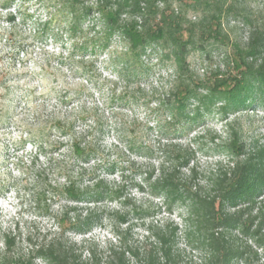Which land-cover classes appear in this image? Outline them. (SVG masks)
<instances>
[{
  "label": "rangeland",
  "instance_id": "1",
  "mask_svg": "<svg viewBox=\"0 0 264 264\" xmlns=\"http://www.w3.org/2000/svg\"><path fill=\"white\" fill-rule=\"evenodd\" d=\"M5 1L0 0V73L5 74L3 82L11 93L0 98V246L2 232L18 235V248L26 247L27 236L54 233L56 222L43 214L46 204L47 211L55 214L65 205L76 203L62 198L51 201L48 192L46 201L37 203L34 194L62 183V175L75 176L99 161L94 174L105 177L110 184H121L124 196L96 204L102 221L88 233L68 234L84 255L89 246L102 253L110 243H117L116 231L126 232L129 245H139L150 225L169 221L182 229L183 210L166 212L161 199L148 193L134 170H146L159 161L155 149L166 118L159 99L173 77L172 62L148 54L143 58L147 69L126 82L117 75L118 55L125 50L117 36L102 52L83 55L76 51L71 56L73 40L65 32L64 23L58 26L61 30L57 34L55 24V34L43 40L33 35L38 23L54 12L56 0H14L4 5ZM226 1L236 9L227 13L224 8L220 14L223 33L230 40L222 44L210 39L189 52L190 67L200 78L217 71L227 73L231 65H227L226 56L231 44L243 45L251 26L264 23V0ZM205 4L204 0H156L159 7L179 12L185 28L201 20ZM23 11L30 17L20 24ZM8 14L17 15L21 27L13 38L28 43L21 49L11 46L7 39L11 31L5 21ZM123 93L128 94L126 99H120ZM231 132L247 144L264 146V106L252 104L225 116L218 112L205 114L199 123L187 125L174 141L194 149V165L203 177L230 161L225 145ZM72 137L93 140L101 160L83 163L74 157L69 148ZM87 205L94 204L77 203L78 207ZM177 246L184 260L199 256L185 247L180 235ZM252 248L262 255L260 248Z\"/></svg>",
  "mask_w": 264,
  "mask_h": 264
},
{
  "label": "trees",
  "instance_id": "2",
  "mask_svg": "<svg viewBox=\"0 0 264 264\" xmlns=\"http://www.w3.org/2000/svg\"><path fill=\"white\" fill-rule=\"evenodd\" d=\"M204 2L201 20L185 28L179 12L159 7L156 0H56L54 12L33 31L35 38L43 40L55 34V24L57 34L61 30L58 26L64 23L65 32L73 40L71 56L76 51L83 55L102 52L117 36L125 47L118 55L117 75L126 82L147 69L143 58L148 54L172 62L173 77L159 99L166 113L155 149L159 161L146 170H134L148 193L161 199L166 212L183 210V228L169 221L150 225L139 245H129L126 232L116 231L117 243H110L102 253L89 246L84 255L68 234L88 233L102 221L96 204L124 196L121 184H110L105 177L94 174L95 166L102 162L99 161L75 176L62 175V183L34 194L37 203L46 201L48 192L51 201L62 198L76 205H65L51 214L46 204L43 214L54 219L57 230L27 236L25 248L17 247L18 235L2 232L0 264H264V146L247 144L231 132L225 145L230 161L202 177L194 165V149L174 141L187 125L199 123L205 114L218 112L225 116L252 104L264 106V23L251 26L243 45L231 44L226 56L227 65H231L227 73L217 71L207 78L194 74L187 59L190 50L210 39L222 44L229 41L223 33L220 14L224 8L227 13L236 12L226 0ZM22 13L20 24L30 17ZM16 18L14 14L5 18L11 29L7 39L11 46L21 49L28 43L13 38L21 28ZM4 76L0 73L1 99L11 93L3 82ZM64 93L60 96L64 97ZM121 95L120 99L128 96ZM69 148L83 163L101 160L91 139L72 137ZM77 203L94 205L78 207ZM179 235L185 247L199 254L194 260L183 259L177 246ZM252 245L260 248L262 255Z\"/></svg>",
  "mask_w": 264,
  "mask_h": 264
}]
</instances>
